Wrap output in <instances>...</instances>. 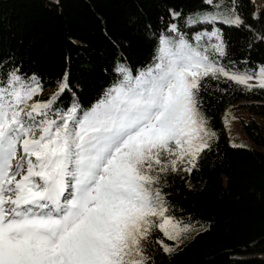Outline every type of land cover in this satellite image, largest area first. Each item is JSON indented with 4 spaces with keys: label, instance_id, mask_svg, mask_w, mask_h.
<instances>
[{
    "label": "snow or ice",
    "instance_id": "obj_1",
    "mask_svg": "<svg viewBox=\"0 0 264 264\" xmlns=\"http://www.w3.org/2000/svg\"><path fill=\"white\" fill-rule=\"evenodd\" d=\"M203 3L213 11L185 24L211 31L190 40L170 24L176 36L161 33L152 62L135 76L117 62L122 78L90 109L53 110L69 89L67 73L51 97L31 103L43 90L38 78L8 73L0 84V264H154L153 243L173 251L154 232L175 240L190 225L170 214L162 180L184 164L191 172L211 148L216 133L201 92L209 78L264 89V64L222 63L229 41L216 24H244L238 0ZM248 27L251 49L264 32Z\"/></svg>",
    "mask_w": 264,
    "mask_h": 264
},
{
    "label": "trees",
    "instance_id": "obj_2",
    "mask_svg": "<svg viewBox=\"0 0 264 264\" xmlns=\"http://www.w3.org/2000/svg\"><path fill=\"white\" fill-rule=\"evenodd\" d=\"M238 3L244 24L216 26L229 41L222 63L230 60L243 70L245 60L249 68L264 64V42L247 47L248 26L264 32V5L255 11L253 0ZM197 11L213 9L203 0H0V84L19 69L25 79L35 76L43 85L29 103L45 101L67 73L69 89L53 110L74 104L90 109L122 78L114 71L117 62L133 76L152 62L161 33L176 36L170 24L190 40L211 31L209 24H185ZM209 81L201 110L216 133L211 148L191 172L182 165L162 180L170 214L190 228L175 240L155 231L153 241L159 238L173 251L153 243L154 264H264V89L248 91L224 78ZM238 103L251 113L241 121L249 144L231 142L224 121L226 108Z\"/></svg>",
    "mask_w": 264,
    "mask_h": 264
},
{
    "label": "rangeland",
    "instance_id": "obj_3",
    "mask_svg": "<svg viewBox=\"0 0 264 264\" xmlns=\"http://www.w3.org/2000/svg\"><path fill=\"white\" fill-rule=\"evenodd\" d=\"M255 2V11L264 5V0H253ZM243 103H238L235 106H229L224 111V121L229 133L231 142L234 144H249L250 139L244 128L241 126V121L243 118L247 119L251 116L249 110ZM227 114V116H226ZM174 147V146H173ZM264 149V148H263ZM175 158V157H170ZM185 167H188V164H184ZM264 255V254H263Z\"/></svg>",
    "mask_w": 264,
    "mask_h": 264
}]
</instances>
